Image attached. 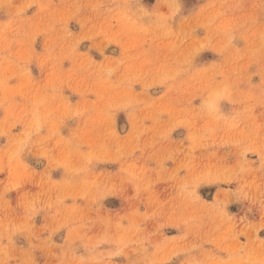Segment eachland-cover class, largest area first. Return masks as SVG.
Here are the masks:
<instances>
[{"label": "rangeland", "instance_id": "374dc122", "mask_svg": "<svg viewBox=\"0 0 264 264\" xmlns=\"http://www.w3.org/2000/svg\"><path fill=\"white\" fill-rule=\"evenodd\" d=\"M0 264H264V0H0Z\"/></svg>", "mask_w": 264, "mask_h": 264}]
</instances>
